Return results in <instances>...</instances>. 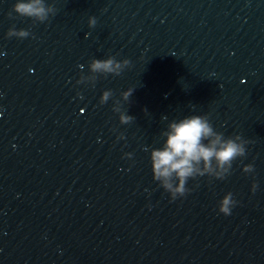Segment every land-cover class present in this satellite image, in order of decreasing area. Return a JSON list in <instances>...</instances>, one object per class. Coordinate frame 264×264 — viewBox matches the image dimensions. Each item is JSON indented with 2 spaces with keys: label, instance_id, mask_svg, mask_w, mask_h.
<instances>
[{
  "label": "water",
  "instance_id": "water-1",
  "mask_svg": "<svg viewBox=\"0 0 264 264\" xmlns=\"http://www.w3.org/2000/svg\"><path fill=\"white\" fill-rule=\"evenodd\" d=\"M46 2L58 10L49 21L18 16L16 29L32 35L14 38L11 55L0 264H264V0ZM110 55L130 67L76 84ZM129 88L122 108L135 120L122 125L112 104ZM190 115L251 143L226 179H189L171 201L150 152ZM228 192L238 204L225 216Z\"/></svg>",
  "mask_w": 264,
  "mask_h": 264
},
{
  "label": "clouds",
  "instance_id": "clouds-1",
  "mask_svg": "<svg viewBox=\"0 0 264 264\" xmlns=\"http://www.w3.org/2000/svg\"><path fill=\"white\" fill-rule=\"evenodd\" d=\"M13 12L20 17L29 18L33 23H45L57 13L54 3L46 0H16ZM12 13H9L11 17ZM97 18H88L89 28H94ZM31 34L26 29L9 28L7 38L25 39ZM89 34H86V36ZM129 59L117 60L114 56L105 59L93 58L88 64V72L83 71L76 80L77 85H90L95 87L97 80L103 76H120L124 70L130 67ZM83 69V65H80ZM134 89L129 88L121 93V99H113L111 89L104 90L100 96L99 104L104 105L113 99L112 111L119 115V123L127 125L135 118L122 108V101L127 102L132 96ZM80 98L82 95L77 93ZM145 112L147 110L145 109ZM167 119V116L162 117ZM164 141L161 147L153 148L150 152L151 169L153 180L166 191L171 201L185 197L191 189L186 185L189 179L208 176L217 180H224L231 174L233 162L243 158L247 154L246 146L251 141L243 138L240 134L225 137L222 132L215 130L208 115H190L179 120H172L167 125V130L161 132ZM118 139H124L123 134ZM132 153H125L124 158L131 159ZM245 174H254L253 164L243 166ZM255 180L251 185L253 194L257 190ZM238 204L233 193H226L218 202L219 213L229 216L232 209Z\"/></svg>",
  "mask_w": 264,
  "mask_h": 264
}]
</instances>
